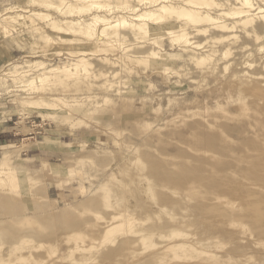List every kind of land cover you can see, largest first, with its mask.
<instances>
[{
	"label": "rangeland",
	"instance_id": "obj_1",
	"mask_svg": "<svg viewBox=\"0 0 264 264\" xmlns=\"http://www.w3.org/2000/svg\"><path fill=\"white\" fill-rule=\"evenodd\" d=\"M39 1L0 0V264H264L259 15L98 40Z\"/></svg>",
	"mask_w": 264,
	"mask_h": 264
},
{
	"label": "bare ground",
	"instance_id": "obj_2",
	"mask_svg": "<svg viewBox=\"0 0 264 264\" xmlns=\"http://www.w3.org/2000/svg\"><path fill=\"white\" fill-rule=\"evenodd\" d=\"M254 1H257V3H254ZM260 1L264 0H234L235 5L227 11L222 9L224 5L216 0H119V3L114 6L103 0H60L59 4L54 3L52 0H41L37 4L32 5L36 7L41 6L46 11H56L59 15L65 17L80 18L83 15H91L87 21L80 19L65 20L64 24L66 27H62L50 14L40 13L41 19L46 20L44 27L48 29L47 31L54 33L58 37H61V34L69 35L70 33H76L78 35H86L90 39L96 38L101 40L113 37L116 39L120 35V30L126 28L147 35L149 33L148 22L163 26V22L173 20L184 24L183 29H181L179 34H175V31L170 29L166 30L165 34L169 38H172L173 43L179 40L189 43L188 33H186L185 29L187 26H191L192 29H195L196 34L201 36L207 34L210 29H215L219 32L233 30L235 26L229 27L225 23L224 19L226 18L233 19L247 26L254 22V15H259L256 18L261 19L264 23V9L258 6ZM133 2H135V6L131 4ZM144 6L148 10L144 9L143 11L140 9ZM213 10L219 11L217 17L212 15ZM118 11L128 13L129 17L115 16V13ZM251 12L256 13L251 14L250 16L252 17L250 18H244V16H248ZM98 36L99 38H97ZM114 44L112 45L116 48ZM164 45L166 46V44Z\"/></svg>",
	"mask_w": 264,
	"mask_h": 264
}]
</instances>
